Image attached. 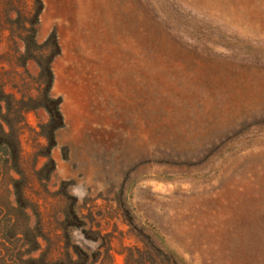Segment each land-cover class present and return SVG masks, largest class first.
Here are the masks:
<instances>
[{"label": "rangeland", "instance_id": "374dc122", "mask_svg": "<svg viewBox=\"0 0 264 264\" xmlns=\"http://www.w3.org/2000/svg\"><path fill=\"white\" fill-rule=\"evenodd\" d=\"M0 124V264H264V0H0Z\"/></svg>", "mask_w": 264, "mask_h": 264}, {"label": "trees", "instance_id": "16d2710c", "mask_svg": "<svg viewBox=\"0 0 264 264\" xmlns=\"http://www.w3.org/2000/svg\"><path fill=\"white\" fill-rule=\"evenodd\" d=\"M44 47H46V46H42V47H40L38 49H43ZM26 52L31 53L30 52V48H27ZM38 63H39V66L42 69L41 70V76H44L47 79V82H43L42 83L43 85H45L42 94L45 96L46 100L48 101L46 109L48 110V112H49V114L51 116V122H53L54 124L55 123L56 124L57 123H61L62 116H61L60 109H59V101L53 100L51 98L50 94H49V92H50V90L52 88V76H51L50 65L48 63H46V65H44L40 61H38ZM0 130H1L0 136H2V137L5 136L6 134H5L1 124H0ZM0 144L1 145L3 144L1 139H0ZM1 145H0V164H1L2 167H7L6 161L3 162V160L6 159V157H7V150L5 148H2ZM2 186H3V184H0V189L2 191H4V193L6 194V199H7V184H5V187H2ZM6 205L7 204H5V202L3 200H0V223H4V224L7 223V212L5 210L6 209ZM2 235H4V234H2ZM5 237L6 236H3L2 239L4 240Z\"/></svg>", "mask_w": 264, "mask_h": 264}]
</instances>
